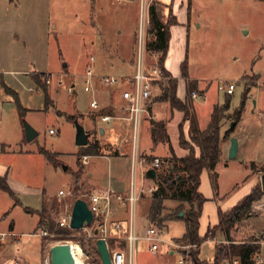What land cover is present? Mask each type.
<instances>
[{
	"label": "rangeland",
	"instance_id": "374dc122",
	"mask_svg": "<svg viewBox=\"0 0 264 264\" xmlns=\"http://www.w3.org/2000/svg\"><path fill=\"white\" fill-rule=\"evenodd\" d=\"M164 1L147 0L149 23L146 24V31L148 34L151 28V7H154L159 16H162L163 13L168 15L163 4ZM98 3L99 5H97ZM100 8L101 10H99ZM100 15L104 17V24L97 22V17ZM191 17L186 37V52L183 56V59L186 56V74L200 79L199 84L207 89L205 102L204 99L199 100L196 107L198 106L206 114L212 105L222 107L225 100L230 98V109L223 112L225 118L220 121V133L222 134L225 130L234 127L224 141H228L230 136L237 139L238 123L232 127H230V123L233 119L232 113L240 103L242 88L244 90V88L254 84L255 76L259 72H263L264 76V0H193ZM138 18V0H0V74L4 70L27 72L34 70L45 72L48 70L56 72L66 65L64 70L70 72L74 78V103L68 90L69 81L64 80L63 83L60 77L62 81L59 85L60 79L56 76V82L52 81V84L57 83L59 89L55 90L54 99L52 97L54 106L49 105L45 109V96L49 94L47 90L29 84L19 87L22 97L31 95V99L34 100L32 104L39 103L42 110L36 115L37 127L40 130L39 136L32 144L24 142L25 145L27 147H36L37 145L48 152L57 153L58 155L55 158L59 160L67 158L66 164L69 169L63 171L59 166L56 169L51 168V171L47 172L37 165V172L33 173V180H30L33 185H39L51 194H57L59 189L67 194L64 197L56 196L52 198L57 204L55 209L51 210L49 209L50 205L47 206L48 214L56 221L63 216L66 209H71L75 197L84 196L88 192L85 187L80 185H78L79 189L77 191H73L74 184L69 189L70 182L73 180L74 161L76 160L74 153L77 147L73 138L74 120L69 119L67 115L73 114L75 110L84 112L89 109L92 91L83 89L84 73L89 66L92 65L91 67L94 68V62H96L94 61L91 64L89 58L92 56L96 60L101 49L114 50L126 45L128 35L134 26L136 29L133 32L134 48L132 54L133 59L136 58ZM172 21V16L168 15L167 22L171 23ZM144 58L148 63L152 61L149 54H145ZM167 66L171 69V72H177L179 68L172 63H167ZM124 70H128L127 65L124 66ZM3 74L7 77L6 73ZM44 74L40 73L38 76L43 79ZM8 76L16 79L22 75ZM217 80L235 81L237 85L234 93L227 96L218 91ZM42 82L45 84L44 80ZM36 88L37 90H35ZM255 88L259 89V104L264 103V85L259 84ZM160 92L157 83L153 88L152 99L154 100V97H157ZM177 95H184V88L180 83L177 86ZM188 96L186 99L188 98L192 104L193 100ZM155 100L158 101L156 98ZM254 106L255 103L252 101L251 107L243 113L242 123L249 128L252 123L255 124L254 126H262V133L256 138L250 137L249 140L247 139L244 149H240L235 158L230 159L227 154L221 158L220 162L214 167V172L217 175L214 189L207 178L209 174L207 176L205 173L203 174L204 177L201 178L200 184L201 192L204 198L210 200L209 204L213 203L217 207H223L225 204L232 202L231 208L245 196V193H249L248 190L253 177L256 180V185H260V176L264 173V164H261L264 162V113L261 116H256V113H253L255 112L253 111ZM10 108L15 109L14 104L11 102L4 103L5 133L3 135L6 137L13 133L12 130L16 125L14 122L16 113H14V110L11 112ZM58 111L66 115H60ZM26 119L29 120V117L22 120ZM248 119L251 120L248 121ZM50 128L54 130L53 135L48 133ZM132 147L131 152L134 151ZM221 150L222 156V146ZM104 152V150L99 151V153ZM43 159L47 161L45 157ZM5 160L7 165L17 166V169L22 166L20 160L14 156H9ZM115 161L114 164L120 163L119 168L113 165L108 171L114 176L124 177L127 173L125 164L122 160H119L120 162ZM80 162L79 160L78 170H81L82 173L83 164ZM91 162L96 163L97 160H91ZM93 166L91 165L87 169L89 170ZM99 166V169L106 174L107 162L102 161ZM100 186L105 187L106 184ZM148 195L149 193L145 194L144 190L141 193L140 203L142 205H138L136 209V218L145 219L146 204L147 202L150 203ZM27 199L32 206L38 207L41 196L32 195ZM254 203H264V192L261 198L254 201ZM166 207L171 209L173 206L166 202ZM184 207L187 208V205L185 204ZM206 209L207 205L205 204V211ZM250 211V216L241 219L232 227L230 234L233 242L238 243L252 237L263 236L264 210L254 209L251 206ZM163 214H167V212L164 211ZM147 225H150V223ZM165 229L167 230V238H176L183 232V226L179 222L166 223L165 221ZM81 231L60 234L54 230L45 237V244L52 246L63 242L77 243L86 256L85 263L97 264L94 262L93 257L86 255V252L83 251ZM204 235L205 233L201 237ZM29 240L32 241L33 247L28 246V248L35 249V251L41 248L43 242L41 238L32 237ZM212 241L205 240L199 246L198 259L204 261L203 263L212 261L215 244L227 243L219 230L214 231ZM175 243L179 246L183 245V243ZM167 247L175 248L171 245ZM193 248L189 246L188 250ZM178 250L181 251V249ZM47 256L49 257V254ZM79 256L81 255L79 254ZM179 258V254L173 256L164 253L153 254L147 250L145 241H138L133 264H179ZM35 264H42L41 259L37 258ZM223 264H229L228 260L223 261ZM231 264H233V261Z\"/></svg>",
	"mask_w": 264,
	"mask_h": 264
},
{
	"label": "crops",
	"instance_id": "0c3cea01",
	"mask_svg": "<svg viewBox=\"0 0 264 264\" xmlns=\"http://www.w3.org/2000/svg\"><path fill=\"white\" fill-rule=\"evenodd\" d=\"M12 1V0H11ZM95 1V0H92ZM192 1L193 0H165L164 5L167 9L168 15L172 16L173 21L168 24V31H169V38L167 43V50L165 57L163 58L161 62V66L163 70L167 71L171 77L177 79V86L180 83L184 88V95L180 96L177 95V89H176V96L182 101L187 96L186 93V84L187 81H193L195 82L196 88L193 90H201L204 93V99L206 100V92L207 89L205 86H202L199 84L200 79L195 78L193 76H190L187 74L186 79L181 76V66L184 63L185 64V58L183 59V56L186 52V37L188 32V27L190 24L191 17V7H192ZM8 5V4H5ZM99 5V3L97 4ZM101 10V8L99 9ZM103 14V13H99ZM97 17V22L104 24V17L103 16ZM104 15V14H103ZM168 15L163 13L162 16H159V13L156 11V16L158 21L161 25H166ZM165 16V19H164ZM196 19H198L196 17ZM196 20L194 19V22ZM136 24V21H135ZM134 24V25H135ZM134 29L136 27L134 26L132 31L128 35V41L126 45H123L122 47H118L114 50L112 49H101L97 59L95 60L92 56L90 58H93V61H90L92 64L94 61L95 65L94 68V76L92 77L90 81L91 85V101L96 102V107H91L89 102V109L84 112H80L78 110H75L73 114L67 115L69 119L77 120L78 123H80L85 132L88 134L87 144L96 142L98 146L100 147V150H104V153H99L98 155H88V161L86 164H83L82 173L81 170H78V153L83 150V147L85 146H77L76 145V152L74 153L76 155V160L74 161V172H73V180L70 182L69 189L72 184H75V176H77V190L79 189V186H83L87 189V193L84 194V196H78L84 201H87L89 199V196L97 191H113V193L116 195L121 196H127L130 190V186L133 180V187L136 192H139V197L137 202L134 205L133 212L130 213L129 207L127 205H121L116 199H111L109 204L104 209V220L106 221V224L108 226L107 230V237L105 239L107 248L109 251H112L114 249H119L121 247V250L124 251L125 254H127V243L123 238H117L115 236V232L113 229H111L109 226L111 222L116 221L120 222L122 224V227L125 229L127 228V225L129 223L130 218L133 220L134 229L136 231V234L138 236H141L143 234V230L150 226L147 225L150 223L148 218V208L149 203L146 204V215L145 219H139V217L136 218V209L138 205H142L140 203L141 200V193L145 192V194L149 193V200L150 201V195L152 193V188L154 185L153 179L148 178L146 176V170L143 174L141 171V168L137 167L136 173L134 178L132 179L131 176V161H132V154L133 152L137 157H145L147 156H153V157H170L171 154L175 155L176 157H183L188 153L187 149H184L180 147L179 145V132H178V125L182 123V134L187 142H190L189 136H188V130H189V121H183L182 117L183 114L181 111H178L176 109H171L170 105L167 101L158 100L156 101L152 92L153 88L151 90L150 98L145 103V112L139 122L138 128H137V135L135 138V144L134 141V130L133 125L130 120H128L125 115V111L123 110V100L121 97V93L124 89L131 87L130 79L134 72V66H135V58L133 59V37H134ZM89 58V60H90ZM146 61V60H145ZM148 63V62H146ZM167 63H172L174 65H177L179 68L177 69V72H171V69L167 66ZM127 65L128 70H124V66ZM66 66V65H64ZM58 69L56 72L53 71H22V70H4L3 73L7 74V77L4 76L3 73L0 74V179H4L8 189L9 193L4 191L0 188V234L5 233L6 237L4 240H0V264H35V260L37 258L41 259L42 264L44 263V258L49 254L50 245L45 244V237L40 235L39 231L40 229H45L44 227L39 226V213L43 206L47 208L54 200H52L53 197L59 196L64 197L67 194L59 195V189L57 191V194H51L47 190H45L41 186L33 185L30 180H33L32 175L34 172H37V165L40 166V168H43V171L50 172L51 168H58L61 166L62 170L65 171L69 169V166L66 164V159L63 158V160H58L59 165H54L50 163L48 160L46 161L44 158V155L40 153V149L43 148L41 146H28L25 145L24 142H27L29 144H32L36 141L37 137L39 136V128L37 127V113L41 112V106L40 104H32L34 101L31 99V95L28 97H22V94L20 93V88L23 85L29 84L31 86H38L40 88H43L45 91L47 90L49 94H46L45 96V104L44 109L47 108L49 105L54 106V97H55V90L59 89V85H56V76L61 77V79L66 81H69V87L72 88L71 92V98L72 101L74 99L75 95V82L74 78L71 76L70 72H67L66 70ZM92 66V65H91ZM127 69V68H126ZM40 73H48L52 75V79L48 85L43 84L42 79L38 76ZM8 75H22L20 77H17L16 79L8 76ZM101 75H115L119 76L123 75L121 77H124L121 82H119L116 85L113 86H107L103 84L100 80ZM244 77V76H241ZM54 79V80H53ZM60 79V80H61ZM52 81H55L52 84ZM219 81V80H217ZM259 84L264 85V76L263 72H259L257 76H255L254 84H251L249 87V93L248 98L245 101L244 110L242 112L241 119L238 121V153L241 150L244 149V145L246 143V140L250 139V137L256 138L257 136H260L262 131V126H254L255 124H251V127H246L243 122V113L246 111V109H249L251 107V102L255 103V106L253 108V113H256V116H261L264 113V103L259 104V96L260 93H258L259 89H256L255 87ZM52 85V87H51ZM54 85V86H53ZM198 86V87H197ZM37 89V88H36ZM235 90V89H234ZM243 92V88H242ZM190 93V92H189ZM188 93V95H189ZM234 93V92H233ZM232 93V94H233ZM231 94V95H232ZM226 95V94H225ZM53 97V99H52ZM190 97V96H189ZM152 100V101H151ZM192 109L194 112V115L196 117L198 127L201 130H204L210 120V116L213 110L212 107L207 111L205 114L204 112L199 109V107H196V104L201 99H192ZM11 102L14 104L15 109L10 108L11 112L16 113V120L15 122V128L12 130L13 133L9 137H6L3 135L5 133L4 129V123H5V114H4V103ZM74 103V101H73ZM198 105V104H197ZM201 111V112H200ZM58 114L62 115L65 114L61 111H58ZM66 115V114H65ZM109 117L108 120H104L102 117ZM29 117V120H22L24 118ZM73 117L74 119H72ZM251 119H248L250 121ZM253 120V119H252ZM23 121H26L35 131L36 135L29 141L25 138V133L23 129ZM162 121L164 122L165 126V132L168 136V143L157 141L155 142L152 139L151 135V129H152V123ZM52 129V128H50ZM49 133V129H48ZM53 135L54 133H49ZM231 137V136H230ZM229 137V138H230ZM73 138L75 139V126H74V133ZM229 139L228 141H222V149H223V155L220 157V160L222 157H224L227 154L228 147H229ZM75 144V142H74ZM133 146V147H132ZM131 147L134 149L133 152H131ZM170 147V149H169ZM107 151V152H106ZM53 153V152H52ZM132 153V154H131ZM57 154V153H55ZM199 151L195 147V155L198 156ZM58 155V154H57ZM9 156H14L20 160L21 165L19 169H17V166L13 165H7V162L5 158ZM160 158V159H161ZM148 159V158H147ZM91 160H97L96 163L91 162ZM115 160L119 161L122 160L125 164V171L127 172L124 177H118L114 176L109 172L113 165L114 167L119 168V164H114L116 162ZM220 160L217 162L219 163ZM102 161L107 162V172L104 174V171H101L99 169V165L102 164ZM120 162V161H119ZM250 162H256L257 161H250ZM91 163V164H90ZM129 164V167H128ZM261 164H264L262 162ZM91 165H94L91 169L89 168ZM217 165V164H216ZM64 168V169H63ZM102 172V173H100ZM208 175V172L206 169H204L200 175V184H201V178L204 177L203 174ZM30 176L28 177V175ZM261 177V176H260ZM138 178V180H137ZM209 182L210 179L207 177ZM149 181H148V180ZM151 181V183H150ZM105 187L100 185H105ZM199 184L198 191L201 192V185ZM256 180L253 177L252 183L249 186V190L255 186ZM4 194V195H3ZM69 194V193H68ZM32 195H40L41 200L38 207L32 206L28 202V197ZM244 195V194H243ZM246 195V193H245ZM5 196H7V200H5ZM206 197L208 195H205ZM76 198V197H75ZM75 199H73L74 201ZM208 199L203 203L201 215L199 218V228H198V235L201 237L203 233H206L207 227H213L218 222V215L217 210L218 208L222 211L230 209V205L232 206V202H229L222 207H217L216 204H209ZM166 202H169L171 206H173L171 209H174L177 207L180 203L173 200H167L164 202V207L167 209L165 210L168 212L169 207H166ZM208 203V204H207ZM216 203V202H215ZM73 204V203H72ZM205 204L207 205V209L205 211ZM167 222H179L183 226V232L181 235L177 236L176 238H167L166 233L167 230L165 229V235L164 240L165 242L160 245L157 252L153 254H166V255H174V254H181L178 249L176 248H169L168 245L172 242L175 243L176 240L185 232V224L182 219H171L166 221ZM203 230H202V227ZM165 228V227H164ZM261 231V230H260ZM83 237L87 239H91L92 242L95 245V241L97 239L95 238H88L84 236L85 230H82ZM231 232V231H230ZM262 232V231H261ZM253 234V233H251ZM255 234V233H254ZM253 234V235H254ZM166 236V238H165ZM32 237H39L43 240L41 248L37 249H31L28 248V246L33 247L32 241L29 239ZM231 237V234H230ZM259 237V236H256ZM264 238V233L263 236ZM225 238V237H224ZM213 238L208 239L211 242ZM110 241L115 242L114 246H111V249H109ZM138 241H144V240H137L134 247L133 257H132V264L134 263V254H135V248ZM75 245H78L77 243H73ZM117 247V248H114ZM147 247V243H146ZM148 250V249H147ZM264 250V248H263ZM149 251V250H148ZM150 252V251H149ZM152 253V252H151ZM18 260V263L15 261Z\"/></svg>",
	"mask_w": 264,
	"mask_h": 264
},
{
	"label": "trees",
	"instance_id": "16d2710c",
	"mask_svg": "<svg viewBox=\"0 0 264 264\" xmlns=\"http://www.w3.org/2000/svg\"><path fill=\"white\" fill-rule=\"evenodd\" d=\"M150 22L152 37L147 41V50H155L159 53V62L161 64L165 57L167 50V43L169 38L168 24L161 25L157 19L154 7L150 9ZM165 79L158 82V88L161 91L156 97L158 100L167 101L171 109L181 111L183 114L182 122L189 121L188 136L190 142H187L182 134V123L178 125L179 132V145L187 149L188 153L183 157H176L171 154L170 157L161 158L159 168L155 169L156 175L153 179L155 189L150 195V203L148 208V218L150 225L157 227H165V221L171 219H182L185 224V232L182 237L176 239V242L190 245L193 249L188 250L189 255L192 257L193 264H223V261L228 260L229 264L237 260L238 264H256V255L259 253L261 247L255 243L263 237H252L248 240H243L238 243L233 242L230 237L232 227L241 219L250 216V209L254 201L261 198L263 191L261 185L253 186L249 193L246 194L241 200L228 210L222 211L218 208V222L215 226L207 227L206 233L203 237L198 235L199 218L202 211L203 203L206 198L198 191L200 184V175L204 169L209 174V179L212 188L216 186V173L214 167L221 157V144L228 134L233 131V128L225 130L220 133L221 119L225 118L223 112L230 109V98L225 100L222 107L215 105L213 107L209 123L204 130L198 127L196 117L194 115L192 104L186 96L184 100H180L176 96L177 79L171 77L167 71H163ZM181 76L186 79V68L183 63L181 66ZM187 81L186 93L195 89V82ZM249 87L244 88L239 105L232 113V122L235 126L241 119L244 110L245 101L248 98ZM229 96V95H227ZM189 97V96H188ZM190 98V97H189ZM74 119L73 117H71ZM165 124L162 121L153 122L151 135L152 139L157 142L168 143V136L164 128ZM195 147L198 149V156L195 155ZM170 149V147H169ZM100 147L96 142L88 143L83 150L78 153V159L82 155H98ZM40 153L52 164L59 165L58 160L55 158L57 154L48 152L44 148L40 149ZM151 160L153 156H147ZM81 163V162H80ZM77 176H75V184L73 191H77ZM0 188L6 192H10L4 179H0ZM76 197L75 199H77ZM167 200L177 201L180 204L174 209L168 210L167 214H163L165 210L164 202ZM187 205V208L184 205ZM56 202L50 204L49 209L53 210L56 207ZM179 212H183L182 216H178ZM39 215V226L44 227L48 232L56 231L60 234L77 233L81 230H73L66 227H59L56 219L48 214V208L42 207ZM219 230L222 232L227 243H219L214 245V255L211 262L203 263L198 259L200 244L208 239L213 238L214 231ZM83 242V251L86 255L93 257L94 262L101 264L96 247L91 239L85 237L81 238ZM109 249L115 245V242L110 241ZM117 248V247H114ZM121 249V247L119 248Z\"/></svg>",
	"mask_w": 264,
	"mask_h": 264
},
{
	"label": "built area",
	"instance_id": "2783aa9c",
	"mask_svg": "<svg viewBox=\"0 0 264 264\" xmlns=\"http://www.w3.org/2000/svg\"><path fill=\"white\" fill-rule=\"evenodd\" d=\"M139 1V18L137 23V51L135 58V66L134 72L130 79L131 87L126 88L122 91L121 97L124 102V111L126 113V118L131 121L134 130V141L137 135V128L139 122L145 112V103L150 98L152 87L155 86L160 81L165 79L164 70L159 62V53L155 50H147L146 43L152 37V32L149 34L146 31V27L149 23L148 21V10H147V0H138ZM147 24V25H146ZM146 35H148L146 37ZM149 54L151 56L152 61L150 63H146L144 55ZM90 61H93V58H90ZM94 76V71L91 66H89L84 73V86L83 89L85 91H89L91 89L90 81ZM124 77H117L115 75H101L100 80L103 84L107 86H113L122 81ZM52 79V75L45 73L43 76L44 83L49 84ZM60 80L59 83H61ZM235 81L229 80H219L217 81V90L221 91L226 95H231L234 92L236 87ZM37 90V89H35ZM69 92H71L72 88H68ZM191 99H202L204 98V93L201 90H191L189 93ZM96 102L93 100L90 102L91 107H96ZM104 120H108L109 117H102ZM49 133H54L53 129H49ZM80 161L82 164H86L88 161V155H82L80 157ZM161 160L159 157H153L151 160H148L145 157H137L135 153L132 154L131 161V176L132 179L135 176L137 167L141 168L142 173L144 174L147 169H157L159 168ZM145 167V168H144ZM155 187L153 186L152 190ZM59 195H64V192L60 190ZM139 197V192H136L133 187V180L130 186V190L127 196H121L118 194H114L113 191H97L92 193L89 196V199L86 201L88 208L92 212V221L89 227L82 228L86 232H84V236L95 238V239H106L108 226L106 221L104 220V209L109 204L110 200L116 199L121 205H127L129 207L130 213L133 212L134 205L137 202ZM255 204V203H254ZM252 205L254 209L264 210V203H257ZM71 215V209H66L63 212V216L58 219L57 224L59 227H69V220ZM111 229L114 230L115 236L117 238H123L127 243V254L124 253L121 249H114L110 252L111 264H132V257L134 252L135 243L137 240L141 239L147 243V249L155 253L158 251L160 245H162L165 235L164 227H157L154 225H150L143 230V234L138 236L134 229V224L132 218H130L127 228H123L120 222L113 221L110 226ZM40 235L47 237L50 233L45 229H40ZM6 237L5 233L0 234V240H4ZM71 247V242H67ZM255 243L259 244L261 249L259 253L256 255V264H264V238H260ZM176 249H181L180 258L178 260L179 264L184 263H192V257L188 253V247L190 245L183 244L179 246L176 243H171ZM75 245V244H73ZM78 246V245H76ZM72 251V247H71ZM79 251L83 256L80 263L86 264V256L83 254L81 248L79 247ZM77 253V252H76ZM72 255L74 257V262H76L75 254L72 251ZM18 263V260L15 261ZM43 264H50L49 257L44 258ZM233 264H238L237 260L233 261Z\"/></svg>",
	"mask_w": 264,
	"mask_h": 264
},
{
	"label": "water",
	"instance_id": "95a60500",
	"mask_svg": "<svg viewBox=\"0 0 264 264\" xmlns=\"http://www.w3.org/2000/svg\"><path fill=\"white\" fill-rule=\"evenodd\" d=\"M75 126V145L85 146L87 144L88 134L85 132L83 126L74 120ZM233 126V122L230 123V127ZM23 129L25 138L27 141L31 140L36 131L26 122L23 121ZM229 147L227 151L228 158H235L238 151V141L234 137L229 138ZM64 169V168H63ZM156 172L154 169H148L146 176L154 179ZM261 189L264 192V173L260 177ZM183 212H179L178 216H182ZM92 221V212L88 208L86 201L81 198H77L73 201L71 207V215L69 220V228L73 230L89 227ZM95 247L98 252L101 264H111L110 252L107 248L104 239L99 238L95 241ZM50 264H75L74 257L72 255L71 247L67 242L57 243L49 249Z\"/></svg>",
	"mask_w": 264,
	"mask_h": 264
},
{
	"label": "bare ground",
	"instance_id": "6f19581e",
	"mask_svg": "<svg viewBox=\"0 0 264 264\" xmlns=\"http://www.w3.org/2000/svg\"><path fill=\"white\" fill-rule=\"evenodd\" d=\"M71 247H72V251H73V253L75 254V258H76V262H77V264H81L80 261H81V259H82L81 257H83V256L81 255V253H80V251H79V247L73 245V243L71 244ZM76 252H77V253H76ZM79 254H80L81 256H79ZM78 256H79V258H78Z\"/></svg>",
	"mask_w": 264,
	"mask_h": 264
}]
</instances>
